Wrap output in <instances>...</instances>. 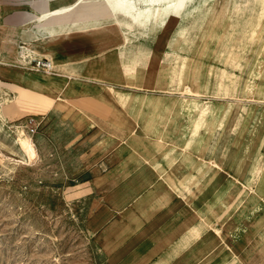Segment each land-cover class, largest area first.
Masks as SVG:
<instances>
[{
    "label": "crops",
    "instance_id": "obj_1",
    "mask_svg": "<svg viewBox=\"0 0 264 264\" xmlns=\"http://www.w3.org/2000/svg\"><path fill=\"white\" fill-rule=\"evenodd\" d=\"M37 1L44 0H0V79L79 105L80 116L92 119L80 125L81 137L111 134L102 141L95 166L82 178V182L110 183L97 198L95 216L105 263L231 264L236 260V264L238 258L233 252L243 256L250 246L246 234L249 212L244 210L242 214L241 206L238 214L231 210L224 213L222 243L212 228L216 218L211 215L216 216L215 197L230 196L233 191L230 174L228 187L224 184L218 194L216 189H196L195 184L190 185L194 174L185 175V165L195 164V157L184 156L181 150L195 149L198 128L195 119L189 125L182 117L196 116L201 121L206 111L202 112L203 107L195 109V96L169 93L179 90L175 79H160L171 31L160 34L152 44L143 74L138 79L130 78L117 52L121 43L117 30L96 23L89 26L86 20L73 17L68 30H37ZM2 6H15L16 15L9 14L10 7L2 13ZM60 22L53 19L48 22L49 28ZM130 57L129 49L128 61ZM28 58H47L54 69L34 74L26 66ZM35 75H45L49 80ZM151 97L161 101L150 106ZM179 105L181 109H175ZM257 141L256 147L264 149V129ZM240 147L245 150L249 146L242 143ZM125 155L126 166L117 168ZM257 159L261 160V154L253 158V166ZM123 174H128V179L118 180ZM254 187L253 191L256 184ZM203 222L208 228L201 229ZM216 228L222 227L218 224ZM262 247L251 259L254 264H264Z\"/></svg>",
    "mask_w": 264,
    "mask_h": 264
},
{
    "label": "rangeland",
    "instance_id": "obj_2",
    "mask_svg": "<svg viewBox=\"0 0 264 264\" xmlns=\"http://www.w3.org/2000/svg\"><path fill=\"white\" fill-rule=\"evenodd\" d=\"M5 7L10 6H2V13L6 12ZM257 8L260 11L256 14L241 15L232 9L213 26L209 21L206 28L209 25L212 29L208 28L210 32L205 35L201 30L197 37L189 33L182 44L183 52L179 50L181 44L178 52L186 55L182 66L187 69L192 65L194 69L176 76L173 82L179 84L178 91L169 90L188 97L191 94L183 88L189 86L192 91H201L203 99L209 102L195 105V109H207L201 121L196 116L182 117L189 125L195 119L198 132L195 149L181 151L184 156L195 157V164L185 165V175L194 174L190 185L195 184L196 189H216L218 194L224 184L228 187V174L231 176V195L215 197L216 216L211 215L216 218L212 228L222 243L221 231L226 229L224 213H240L239 199L245 192L252 194L254 187L251 184L245 188L235 182L230 158L238 157L239 178L245 183L246 172L253 168V158L260 154L264 157V149L256 147L264 129V11L262 6ZM14 10L15 6L9 9L12 17L16 15ZM175 23L173 19L161 36L169 34ZM191 43L186 50L185 46ZM26 66L34 74L46 73ZM0 103V264H106L98 245L95 216L97 198L110 183L82 182V178L95 166L102 141L111 134L92 139L81 137L80 125L92 119L80 116L79 105L51 99L6 80L0 82ZM177 108L181 109V105ZM30 119L37 126L34 133L26 128ZM21 135L32 139L36 150L33 157L19 144ZM242 143L249 147L241 150ZM211 156L216 160L226 156L225 171L218 180V168ZM121 176L117 179H128V174ZM248 214L247 221L251 222L255 213ZM204 222L201 229L208 228ZM218 224L221 229H215ZM248 225V250L243 256L233 254L237 258L247 254L245 264H254L251 259L264 243H257L262 225Z\"/></svg>",
    "mask_w": 264,
    "mask_h": 264
},
{
    "label": "bare ground",
    "instance_id": "obj_3",
    "mask_svg": "<svg viewBox=\"0 0 264 264\" xmlns=\"http://www.w3.org/2000/svg\"><path fill=\"white\" fill-rule=\"evenodd\" d=\"M37 2L36 9L40 11V14H36L35 18L34 28L37 30H44L45 32L68 30L72 17L86 20L89 26H93L96 23L101 28L117 30L121 40L117 52L121 62L128 68V76L136 79L147 68V62L152 53V44L158 39L160 33L170 25L173 19H176V23L171 30L172 36L168 44L170 49L166 52L160 79H167L168 77V79L174 80L176 76H183L188 69V72L193 71L194 66L191 65L185 69L181 64L186 59V55L182 53L184 49L182 44L189 33L197 37L200 30L203 34L210 32L208 28L212 29L215 21L221 15L230 13L232 9H236L240 15L244 12H249L250 14L258 13L260 10L257 6H262L264 11V0H143L139 2L135 0H44L43 2ZM53 19H60L61 22L57 26L49 28L48 22H52ZM209 21H212V26L208 25L206 28ZM37 43L38 40L32 44V47L36 46ZM180 44L182 46L179 49ZM191 46L192 43L189 46H185L186 50ZM129 49L131 53L130 61L127 60ZM178 49L182 52H178ZM30 51V48H27L26 52L29 53ZM173 58H175V61H172ZM166 69L171 70V73H167ZM44 79L48 81L49 77L45 76ZM183 89L190 94L195 92L189 86ZM190 96H195V99H197L195 103H198L197 106L206 104L202 100L201 91L195 92V95ZM160 101L161 99L158 97H151L149 104L150 106H155ZM243 109L246 108L244 107ZM206 110V108H203L202 112L204 113ZM18 142L29 157L35 155L36 150L32 139L21 135ZM224 157L226 158V156ZM123 158L117 168L126 166L127 155ZM220 158L219 160H216L214 156L211 158V162L215 163L218 168L215 170L217 174L215 180H218L220 174L225 171L223 166L225 165V159ZM237 158L233 156L231 160L233 163L230 165L233 172L231 175L235 182L245 188L250 187L251 184H256L257 186V189L252 194L245 192L241 200L239 199V203L242 206V214H244V210L255 213L254 220L249 222L251 225H262V232L257 242L260 244L264 240V215L262 214L264 212V159L261 157V160L257 159L254 161L255 164L252 170L250 169L248 181L242 183L239 178L240 166H238ZM239 185L237 188H240ZM253 207H256V212L255 210L252 211ZM251 225L249 224L248 226ZM247 257V254L245 257L238 256L236 264H245Z\"/></svg>",
    "mask_w": 264,
    "mask_h": 264
},
{
    "label": "built area",
    "instance_id": "obj_4",
    "mask_svg": "<svg viewBox=\"0 0 264 264\" xmlns=\"http://www.w3.org/2000/svg\"><path fill=\"white\" fill-rule=\"evenodd\" d=\"M29 65L32 66L33 69L43 72H52L53 71V64L52 62L47 58H34L31 61L28 62ZM30 128V132L34 133L37 126L34 124V119L28 120L26 123V128Z\"/></svg>",
    "mask_w": 264,
    "mask_h": 264
}]
</instances>
